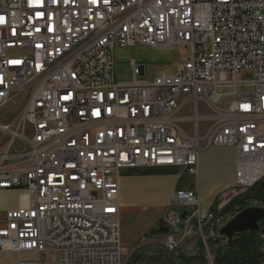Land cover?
I'll return each mask as SVG.
<instances>
[{"label":"built area","instance_id":"2783aa9c","mask_svg":"<svg viewBox=\"0 0 264 264\" xmlns=\"http://www.w3.org/2000/svg\"><path fill=\"white\" fill-rule=\"evenodd\" d=\"M136 44L179 48L181 63L148 82L130 61L132 80L116 81L114 47ZM223 95L226 111L212 105ZM19 100L0 121V189L24 188L25 203L0 211V253L15 264H42L21 254L43 252L56 264H124L121 170L197 176L200 153L225 145L236 148V189L263 180L264 0H0V110ZM199 198L171 194L161 220L183 228L166 234L169 251L175 235L216 245L242 209L202 213Z\"/></svg>","mask_w":264,"mask_h":264},{"label":"rangeland","instance_id":"374dc122","mask_svg":"<svg viewBox=\"0 0 264 264\" xmlns=\"http://www.w3.org/2000/svg\"><path fill=\"white\" fill-rule=\"evenodd\" d=\"M182 53L183 50L176 47L171 49L152 48L143 44L115 46L113 49L115 79L118 82L132 80L133 72L130 61H134L138 66L143 67L144 75L140 77L141 80L152 82L160 74H174L181 63ZM219 92H224V89H220ZM231 98V96L223 95L212 105L216 109L226 111ZM18 102L17 105L9 104L0 110V121L10 120L21 110L23 107L22 100ZM198 109L201 115L211 113L209 107L202 102L199 103ZM182 114L191 115L192 106L187 105L182 110ZM206 123L200 122V128L204 129ZM182 126L187 131L190 130V125L187 122L182 123ZM229 147L231 146L211 145L203 150L199 155L200 170L197 176L182 168L175 167L144 168L137 170L132 177H123L124 182L122 190H119V200L127 201L123 208H120L121 242L125 251L124 264H129L133 253L144 245L155 243L165 245L167 235L152 234L150 231L157 224L159 217L167 214L169 210L167 203L175 190H198L201 198L200 207L204 200L209 199L211 203L213 201L220 202L223 212L233 210L236 206L242 208L240 204L230 202V199L236 194V185L234 184L235 171L233 173V159ZM234 164L236 170V159ZM262 181H264V177ZM24 190V188H20V192L16 194L22 195L21 192ZM6 198L8 197H0L1 200ZM260 233L257 236L256 251L251 249L255 254L253 257L250 256L247 261L250 264H253L258 257L260 260L258 264H264V234ZM174 238L177 241L173 251L175 254L193 256L201 253L205 259L199 262L195 261L194 264H215V253H213L211 246L208 248L204 246L203 251L200 252L199 236L175 235ZM191 243L194 244L193 249L190 248ZM21 259H40L42 264H56L53 263L56 259L53 252H43L40 255L22 253ZM16 261V254L11 252L0 253V264H15ZM132 264H175V262L159 249H143L142 258Z\"/></svg>","mask_w":264,"mask_h":264},{"label":"trees","instance_id":"16d2710c","mask_svg":"<svg viewBox=\"0 0 264 264\" xmlns=\"http://www.w3.org/2000/svg\"><path fill=\"white\" fill-rule=\"evenodd\" d=\"M17 189L20 190V188ZM235 192L236 194L233 195L232 199H230V202L240 204L243 209L246 207L245 200L248 198H257L264 201V181L261 180L249 188L235 189ZM219 203L220 202H214L211 209L219 206ZM260 225L261 227H264V219L260 221ZM259 232L260 231H246L243 233H237L231 239H226L224 237L223 240H226V242L223 243L222 240H220L216 245H213V242H209L212 251H214L213 253H215V264H250L247 261L250 259V256L253 257L255 254L251 251V249L254 251L257 249V236ZM199 245L201 248L200 252H202L204 245L201 240H199ZM143 249H159L172 258L175 264H194L193 262L195 261L199 262L205 259L202 257L201 253L193 256L179 255L169 251L164 245L155 243L147 244L137 249V251L133 253L131 259L129 260V264L139 261L142 258ZM258 258L254 260L253 264H258L260 262Z\"/></svg>","mask_w":264,"mask_h":264},{"label":"water","instance_id":"95a60500","mask_svg":"<svg viewBox=\"0 0 264 264\" xmlns=\"http://www.w3.org/2000/svg\"><path fill=\"white\" fill-rule=\"evenodd\" d=\"M179 212L181 220L188 218V210L182 209ZM264 219V207L250 206L241 209L232 219L227 221L219 230L221 236L226 239H231L237 233H243L246 231H260L264 234V227H260V221ZM183 224H179L177 227L171 230L165 226L162 220L151 229L152 234L166 235L169 232L176 234L181 231Z\"/></svg>","mask_w":264,"mask_h":264},{"label":"crops","instance_id":"0c3cea01","mask_svg":"<svg viewBox=\"0 0 264 264\" xmlns=\"http://www.w3.org/2000/svg\"><path fill=\"white\" fill-rule=\"evenodd\" d=\"M185 116V114H184ZM205 116V115H202ZM207 127V125H206ZM206 127L202 130H205ZM189 131V130H188ZM230 148V152H231V157L233 159V173L235 171V164L234 161L236 159V148L234 146L229 147ZM144 168H157V167H138V168H134V169H124L121 170L119 173V185H120V190H122V186H123V182H124V178L123 177H132L133 175H135L137 170H142ZM131 171V173H129ZM178 190H183V189H178ZM175 190V191H178ZM184 191H194V189H188V190H184ZM20 191L18 189H0V197L1 196H7L8 198L6 199H0V211H5L7 209H14L17 208L21 205H23L25 203V193L24 191L21 192L23 193L22 195L20 194H16L19 193ZM220 195V194H219ZM200 197V195H199ZM201 200V198H199ZM220 201V200H219ZM120 202V208H123V205H125L127 203L123 202L121 200H119ZM215 201H213L211 203V201L208 200H204L203 201V205H201L200 210L202 213H208L211 210L212 205L214 204ZM125 203V204H124ZM129 203V202H128ZM121 212V211H120ZM159 217V216H156ZM162 216L159 217V219L157 220V223L159 220H161ZM222 242H226L225 240H222ZM190 248L193 249L194 248V244L191 243Z\"/></svg>","mask_w":264,"mask_h":264},{"label":"bare ground","instance_id":"6f19581e","mask_svg":"<svg viewBox=\"0 0 264 264\" xmlns=\"http://www.w3.org/2000/svg\"><path fill=\"white\" fill-rule=\"evenodd\" d=\"M235 184V183H234ZM239 191V190H238Z\"/></svg>","mask_w":264,"mask_h":264},{"label":"flooded vegetation","instance_id":"af4514ba","mask_svg":"<svg viewBox=\"0 0 264 264\" xmlns=\"http://www.w3.org/2000/svg\"><path fill=\"white\" fill-rule=\"evenodd\" d=\"M260 227H261V225H260Z\"/></svg>","mask_w":264,"mask_h":264}]
</instances>
